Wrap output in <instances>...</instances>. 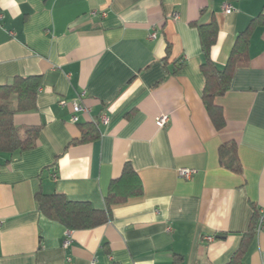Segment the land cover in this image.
<instances>
[{
    "label": "crops",
    "instance_id": "crops-1",
    "mask_svg": "<svg viewBox=\"0 0 264 264\" xmlns=\"http://www.w3.org/2000/svg\"><path fill=\"white\" fill-rule=\"evenodd\" d=\"M261 14L264 0H0V86L41 77L36 110L14 117L41 127L38 146L0 153V264H229L244 243L238 264H262L264 228L248 235L255 210L264 213V20L249 35L248 66L216 99L221 131L202 100L198 31L217 23L210 55L223 68ZM76 102L88 112L73 123ZM89 123L99 139L77 144ZM232 142L242 174L220 162ZM127 162L143 195L114 206L109 223L70 231L40 212L38 193L103 210Z\"/></svg>",
    "mask_w": 264,
    "mask_h": 264
},
{
    "label": "trees",
    "instance_id": "trees-1",
    "mask_svg": "<svg viewBox=\"0 0 264 264\" xmlns=\"http://www.w3.org/2000/svg\"><path fill=\"white\" fill-rule=\"evenodd\" d=\"M264 20V14L255 18L248 28L241 33L232 49L230 58L223 68H219L211 59V51L217 44L219 28L216 22L198 27L201 38L204 61L201 72L205 78V88L202 95L203 103L209 117L218 131L226 127L223 109L217 105L216 99L223 97L229 90L233 75L237 69L245 68L249 64V35L252 27ZM196 26V24H192ZM170 52V46L167 47ZM185 62L175 64L173 74H177ZM41 88V77H16L10 83L0 86V153L14 155L35 149L38 146V137L41 127L17 126L14 117L17 114L30 113L37 108V97ZM97 123L80 125L81 137L75 142L87 144L100 137ZM220 162L228 170L242 174L243 168L238 156L237 145L232 142L224 144L219 149ZM143 185L133 165L127 162L122 174L113 180L105 198V208L98 210L89 202L72 201L64 194L38 193L36 201L40 212L62 224L70 231H84L105 225L112 220L114 206L126 203L130 198L143 195ZM264 226V213L255 210L252 220L249 239L258 232L259 226ZM245 243L240 251L232 258L229 264H238L244 252Z\"/></svg>",
    "mask_w": 264,
    "mask_h": 264
},
{
    "label": "built area",
    "instance_id": "built-area-1",
    "mask_svg": "<svg viewBox=\"0 0 264 264\" xmlns=\"http://www.w3.org/2000/svg\"><path fill=\"white\" fill-rule=\"evenodd\" d=\"M235 11H236V8L231 4H225L223 6V12L225 14H231ZM94 14L97 15V14H99V12H94ZM105 15H106L105 13H102V16H105ZM155 37H156L155 34L151 35L152 39ZM87 112H88V110L81 103H78V102L74 103L71 121L73 123H78L79 122V114L87 113ZM101 121H102V123H107V117H102ZM168 123H169V118H168V116H165V115L161 116L156 121V125L159 128L166 127L168 125ZM178 173H179L180 178L190 180L193 177L195 171L192 169H188V168H181ZM263 228H264V226L262 224H260L258 231H261ZM205 240L208 242H212L214 240V237H206ZM69 245H70V233L68 232L66 234V240L64 242V248H67ZM95 263H96V261L92 262V264H95ZM262 264H264V252L262 253Z\"/></svg>",
    "mask_w": 264,
    "mask_h": 264
}]
</instances>
